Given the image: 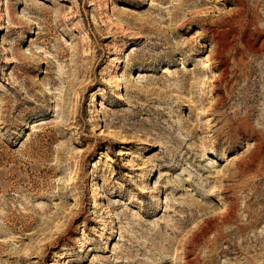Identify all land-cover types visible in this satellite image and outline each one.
<instances>
[{
	"label": "rangeland",
	"instance_id": "374dc122",
	"mask_svg": "<svg viewBox=\"0 0 264 264\" xmlns=\"http://www.w3.org/2000/svg\"><path fill=\"white\" fill-rule=\"evenodd\" d=\"M263 159L264 0H0V264H262Z\"/></svg>",
	"mask_w": 264,
	"mask_h": 264
},
{
	"label": "bare ground",
	"instance_id": "6f19581e",
	"mask_svg": "<svg viewBox=\"0 0 264 264\" xmlns=\"http://www.w3.org/2000/svg\"><path fill=\"white\" fill-rule=\"evenodd\" d=\"M176 22V21H175ZM173 23V22H172ZM206 58V60L207 61H209L210 59H209V56L207 55V57H205ZM206 62V61H205ZM208 65V64H207ZM195 69V68H194ZM118 70V69H117ZM193 71V70H192ZM198 71H199V69H198ZM165 73V72H164ZM195 73V72H194ZM199 74L200 73H196V76L198 75L199 76ZM202 75V74H201ZM123 101V100H122ZM216 106V105H215ZM196 121H199V115L197 116V120ZM259 145H261V144H259ZM264 160V159H263ZM262 161V160H261ZM213 195H215V194H213ZM216 198V197H215ZM224 206V205H223ZM230 209L228 208V206H224L222 209H221V212H223V214L225 213H227L228 211H229ZM205 224H207L208 222H204ZM23 250V249H22ZM23 252V251H22ZM21 252V253H22ZM180 260L182 261V263L183 264H190V261H186V258H187V255H186V253H183V251L181 252V255H180ZM177 259V258H176ZM178 260V259H177ZM251 264H254V263H251ZM262 264H264V261H263V263Z\"/></svg>",
	"mask_w": 264,
	"mask_h": 264
}]
</instances>
